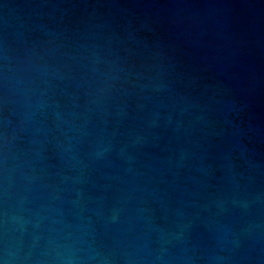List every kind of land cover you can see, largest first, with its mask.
Segmentation results:
<instances>
[{
    "label": "water",
    "instance_id": "1",
    "mask_svg": "<svg viewBox=\"0 0 264 264\" xmlns=\"http://www.w3.org/2000/svg\"><path fill=\"white\" fill-rule=\"evenodd\" d=\"M0 264H264V0H0Z\"/></svg>",
    "mask_w": 264,
    "mask_h": 264
}]
</instances>
